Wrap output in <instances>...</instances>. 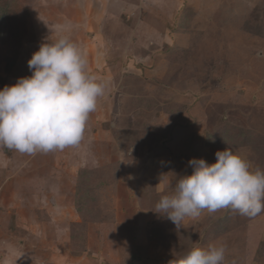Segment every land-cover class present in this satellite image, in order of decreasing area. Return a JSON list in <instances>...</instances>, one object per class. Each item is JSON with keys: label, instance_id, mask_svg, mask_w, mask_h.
Listing matches in <instances>:
<instances>
[{"label": "rangeland", "instance_id": "374dc122", "mask_svg": "<svg viewBox=\"0 0 264 264\" xmlns=\"http://www.w3.org/2000/svg\"><path fill=\"white\" fill-rule=\"evenodd\" d=\"M67 36L106 85L78 146H0V264H264V212L155 213L191 158L264 171V0H0V89ZM135 255V260L131 256Z\"/></svg>", "mask_w": 264, "mask_h": 264}, {"label": "clouds", "instance_id": "9594fccd", "mask_svg": "<svg viewBox=\"0 0 264 264\" xmlns=\"http://www.w3.org/2000/svg\"><path fill=\"white\" fill-rule=\"evenodd\" d=\"M30 76L0 89V146L34 155L78 146L89 114L106 85L86 70L82 51L67 36L42 43L27 62ZM215 163L191 158L173 194L162 195L155 213L178 228L185 217L229 208L254 217L264 212V171L225 148ZM225 247H193L171 264H222Z\"/></svg>", "mask_w": 264, "mask_h": 264}, {"label": "trees", "instance_id": "16d2710c", "mask_svg": "<svg viewBox=\"0 0 264 264\" xmlns=\"http://www.w3.org/2000/svg\"><path fill=\"white\" fill-rule=\"evenodd\" d=\"M131 259H132V260H135V255H132V256H131Z\"/></svg>", "mask_w": 264, "mask_h": 264}]
</instances>
